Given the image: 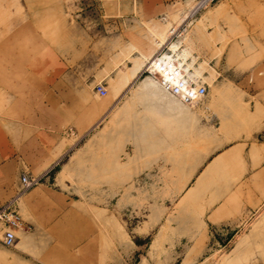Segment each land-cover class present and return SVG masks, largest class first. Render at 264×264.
Masks as SVG:
<instances>
[{"label":"rangeland","instance_id":"374dc122","mask_svg":"<svg viewBox=\"0 0 264 264\" xmlns=\"http://www.w3.org/2000/svg\"><path fill=\"white\" fill-rule=\"evenodd\" d=\"M144 1L0 0V71L7 59L12 60L8 56L18 51L17 44H34L28 36L51 39L56 49L64 50L67 36L76 28L93 35L107 33L116 29L118 20L142 17ZM178 1L174 17L166 21V16H159L153 23L162 27L150 30V24L141 20L122 22L125 33L147 38L156 49L121 72L114 93L120 96L134 72L144 70L167 43L170 30L188 16L186 31L171 51L184 62L189 78L208 89L205 105L199 108L200 135L195 140L146 138L144 108H120L112 116V121L120 117L118 122L105 129L104 137L79 140L65 161L69 170L60 177L62 185L53 189L70 199L66 211L50 223L42 213L37 223H30V230L26 228L28 233H17L15 248L0 244V264H264V206L231 235L214 233L203 213L210 202L232 197L233 192L250 200L257 183L244 163L248 152L240 164L191 169L193 152L204 158L231 140L223 137L222 129H208L207 120L239 124L238 134L255 132L264 142V0H216L193 18L190 11L199 0ZM21 31L26 39L17 43L15 36ZM193 33L199 44L192 41ZM85 47L93 55L87 65L95 68L94 43ZM146 81L155 87L144 86ZM102 84L108 96V80ZM130 98L174 97L142 74L117 100L123 104ZM215 100H220L218 105L210 106ZM59 172L57 167L51 176L56 178ZM198 181L195 196L181 202ZM33 188L22 192L21 185L11 201L18 205Z\"/></svg>","mask_w":264,"mask_h":264},{"label":"crops","instance_id":"0c3cea01","mask_svg":"<svg viewBox=\"0 0 264 264\" xmlns=\"http://www.w3.org/2000/svg\"><path fill=\"white\" fill-rule=\"evenodd\" d=\"M165 1L169 0L144 1L140 10L142 17L130 15L124 21L118 20L116 29L113 28L111 32H97L93 35L86 29L76 28L67 36L64 50L56 49L51 39L28 36L27 40L34 44H17L18 51L8 56L12 60L9 62L7 59L6 65L1 67L0 207L16 196L22 185L23 174H28L30 179H40L41 184L24 195L17 205L24 218V225L29 230L30 223H37L42 213L50 223L69 207L70 199L53 189L54 185H62L60 177L69 170V164L65 161L71 158L79 140L104 137L105 129L118 122L120 117L112 121V116L120 108H144L146 138L163 140L187 137L195 140L200 135L202 122L199 108L205 105L206 99L194 107L183 104L178 98H130L123 104L117 100L140 80L143 67L137 73V78L134 77L120 89L119 97L114 93L116 85L120 84L121 72L133 67L134 59H147L154 48V44L147 38L140 39L133 31L125 33L122 22L126 24L128 21L130 24L141 20L150 24V30L162 27L153 24L156 18L166 16L168 21L174 17L177 11L175 3L179 2ZM15 37L17 43L26 39L22 31ZM191 38L199 44L194 33ZM87 42H93L96 49L95 68L87 65L89 56H93L85 47ZM195 55L194 52V59ZM196 66L197 62L194 63ZM105 80L109 83V94L104 98L97 94L96 88ZM110 94L111 99L108 98ZM219 102L215 100L210 106H217ZM206 125L211 130L222 129L223 137L231 140L223 142L204 158L193 152L191 169L199 170L204 164L210 169L231 162L240 164L242 154L248 152V159L244 163L247 171L252 174L251 179L256 178L257 185L252 190L250 200H243L236 195L237 192H233L236 194L232 197L212 201L203 209L207 226L214 233L218 236L219 233L231 235L264 206V142L258 141L259 134L255 132H249V135L238 134L241 129L239 124L217 123L210 119ZM57 167L60 172L53 178L51 172ZM64 185L70 186L67 182ZM199 186L200 181L196 187L186 191L181 202L195 196ZM17 233L28 231L18 230Z\"/></svg>","mask_w":264,"mask_h":264},{"label":"built area","instance_id":"2783aa9c","mask_svg":"<svg viewBox=\"0 0 264 264\" xmlns=\"http://www.w3.org/2000/svg\"><path fill=\"white\" fill-rule=\"evenodd\" d=\"M216 0H199L195 6L190 11L191 17L198 15L203 10H206L210 6H212ZM186 24L180 25L178 28H172L170 30V36L168 37V41L166 45L161 49V51L157 54L155 60L165 59V55L169 54L171 58L178 59V55L171 51L172 44L179 41V39L183 36L186 31ZM154 62V61H153ZM152 62V63H153ZM152 63H146L142 74H147L148 76H153V73L149 70ZM187 82L183 79L179 82L178 85L170 86L168 82L164 83L163 86L172 96L177 97L181 92L183 86H185ZM196 84L192 83L189 87L188 91L184 94L182 98V103L188 106H197L200 104L198 102V97L205 96L207 94L206 87H198L195 89ZM96 92L101 97L107 96V88L100 84L96 88ZM22 182V192H26L31 188L37 186L41 180L40 179H30L27 175H23L21 178ZM17 201H11L6 205L0 207V244L8 249L15 248L17 242V231L18 230H27L24 225V220L17 208Z\"/></svg>","mask_w":264,"mask_h":264},{"label":"bare ground","instance_id":"6f19581e","mask_svg":"<svg viewBox=\"0 0 264 264\" xmlns=\"http://www.w3.org/2000/svg\"><path fill=\"white\" fill-rule=\"evenodd\" d=\"M187 19H188V16L185 19L182 20L180 25L187 24V22H186ZM155 49H156V47L154 45V48L149 53V55H152L153 52L155 51ZM159 52H156L154 54V56L147 62V63H152L154 61L152 63V65H151V67L149 68V70L153 73V76H148V77H151V78L155 79L156 81H158L159 82V87H161V90L165 94H167V93L170 94V93L168 91H166V89L164 88V86H163L164 83L168 82L170 86H174V85H178L179 82L181 81V79L185 80L187 83L185 84V86L182 87L181 92L179 93V95L177 97L173 96L174 98H178V99L182 100V98L184 97V94L188 91V89L191 86V84L195 83V81H193L191 78H189V76H188V74H187V72L185 70V66H184V62L183 61L171 58L169 56V54L165 55V59L155 60L156 57H159V56H157V54ZM178 58H179V56H178ZM137 73L138 72H136V71L134 72L133 78L136 77ZM144 86L155 87L149 81L144 82ZM198 87H205V86H198L196 84L195 89H197ZM206 90H207V94L205 96L198 97V99H197L198 102L201 101V100H205L207 98V96H208L207 87H206ZM143 264H145V263H143Z\"/></svg>","mask_w":264,"mask_h":264}]
</instances>
